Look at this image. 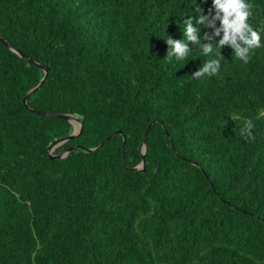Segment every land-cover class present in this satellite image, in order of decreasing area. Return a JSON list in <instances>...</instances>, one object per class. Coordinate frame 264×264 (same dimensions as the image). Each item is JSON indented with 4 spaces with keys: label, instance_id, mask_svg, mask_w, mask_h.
I'll use <instances>...</instances> for the list:
<instances>
[{
    "label": "trees",
    "instance_id": "1",
    "mask_svg": "<svg viewBox=\"0 0 264 264\" xmlns=\"http://www.w3.org/2000/svg\"><path fill=\"white\" fill-rule=\"evenodd\" d=\"M244 2L247 63L212 0H0V38L47 69L27 106L82 122L50 160L73 126L27 110L44 71L0 42V264H264V0Z\"/></svg>",
    "mask_w": 264,
    "mask_h": 264
},
{
    "label": "clouds",
    "instance_id": "2",
    "mask_svg": "<svg viewBox=\"0 0 264 264\" xmlns=\"http://www.w3.org/2000/svg\"><path fill=\"white\" fill-rule=\"evenodd\" d=\"M213 6L218 10L217 17L219 13H223L221 23L223 38L220 40V45L230 44L233 48L235 56L244 63H247L250 59V50L259 47L260 35L257 31L252 30V28L245 23L246 19L249 18L250 12L246 11L249 7L245 4L244 0H212ZM205 17H201L198 23L203 24ZM197 30L193 29L191 26V20L186 22L183 29V35L185 39L183 41H174L167 37L165 41L166 44L172 46V49L168 52L166 58L172 60H184L188 56L187 43L188 41H193L198 43L196 35L194 34ZM220 29L216 30V34H219ZM207 34H205V38ZM237 40H240L243 46L237 44ZM203 52L209 53L213 52L219 57V52L217 49H213L211 45H206L203 48ZM220 65V59H212L206 61L203 66L192 74L194 79H200L207 74L212 76L218 73ZM254 128L253 121L251 119H246L243 123V127L240 129V135L242 138L254 139L252 136V129Z\"/></svg>",
    "mask_w": 264,
    "mask_h": 264
},
{
    "label": "water",
    "instance_id": "3",
    "mask_svg": "<svg viewBox=\"0 0 264 264\" xmlns=\"http://www.w3.org/2000/svg\"><path fill=\"white\" fill-rule=\"evenodd\" d=\"M0 42L5 45L9 50H11L12 52L16 53L19 57L23 58V59H27L26 56H24L23 54H21L18 50L14 49L7 41H5L4 39L0 38ZM28 60V59H27ZM31 64L37 66L38 68L42 69L44 71V76L41 79V81L35 86L33 87L24 97L23 99V104L26 106L27 110L30 111L33 114L39 115V116H43V117H48V118H53V119H60V120H66L68 121L72 126H73V131L72 134L69 135L68 137L64 138V139H60L54 143H52L46 150L47 155L49 157L50 160L52 159H62L65 158L67 156V154L71 151L74 150V147H71L69 149H67L66 151L63 152H59L58 154L54 155L53 152L56 148L60 147L61 145H63L64 143H66L67 141L71 140L73 137L78 136L81 134L82 131V122L79 121L76 117L69 115V114H57V113H46V112H41V111H36V110H32L31 108H29L27 106V99L28 97L36 90L38 89L42 83L44 82L46 76H47V69L41 65H39L38 63H35L31 60H28ZM114 135H121V132L118 131L116 132ZM114 135H111L110 137H106V139L104 140V143H106L111 137H113ZM144 140H145V136L143 137L142 143H141V147H140V154L142 155V157H144L145 151H146V146L144 144ZM101 146V145H100ZM96 148L93 149H85L87 152H92L94 151ZM124 150H125V139L123 137V143H122V158L124 159ZM144 168V162L142 161L135 169L136 170H143Z\"/></svg>",
    "mask_w": 264,
    "mask_h": 264
}]
</instances>
